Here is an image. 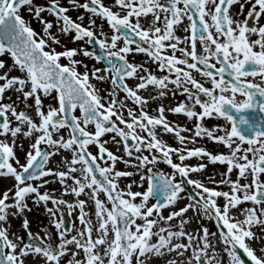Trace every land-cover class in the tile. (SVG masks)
Here are the masks:
<instances>
[{"label":"snow or ice","instance_id":"6c2138e0","mask_svg":"<svg viewBox=\"0 0 264 264\" xmlns=\"http://www.w3.org/2000/svg\"><path fill=\"white\" fill-rule=\"evenodd\" d=\"M69 3L89 14L87 26L83 14L77 20L67 15L69 8L61 6L60 0H49L46 6H37L33 0H0V56L12 58V64L0 73V177L15 181L0 196V264H29V256L38 264H61L65 254L70 255L66 264H152L153 259H161L163 264H225V255L227 264H245L240 250L252 264H264V86L246 79L259 75L264 80V25L259 24L264 0H114L112 6H105L103 0ZM236 3H240V13L233 14L230 9ZM245 4L249 5L247 18L238 19ZM22 7L41 24V32L21 15ZM44 12L53 15L55 22L45 19ZM248 18L256 23L250 24ZM97 19L102 23L97 25ZM104 22L112 30L110 36L103 30ZM181 30L184 36L177 34ZM72 32L73 42L98 44L103 55L85 47L64 46L65 50L57 51L61 36ZM253 35L257 38L252 39ZM133 53L146 54L148 62L164 74L157 76L144 63L129 61L128 55ZM77 54L98 62L106 59L107 64L89 70L87 64L75 59ZM62 57L67 64L60 62ZM79 66L85 70L80 72ZM3 68L5 62L0 60ZM13 70L22 75L9 76ZM191 70L209 79L212 87L197 80ZM127 78L138 82L130 86ZM93 79L110 82L107 97L100 95ZM6 91L15 92L16 101L5 97ZM169 92L173 98L177 92L186 95L188 102L167 109L160 104L154 109L158 114L151 115L148 103L162 100ZM237 94L245 99L238 100ZM42 98L56 104L45 106ZM5 99L10 102H3ZM29 99L34 103L29 104ZM129 101L139 110L130 107ZM17 102L25 108L18 110ZM196 106L202 111L197 112ZM29 108L34 109L35 119ZM77 109L80 116L75 115ZM166 110L186 113L189 120L215 115L229 121L231 127L207 128L198 122L194 135L186 138L181 132L191 130L169 122ZM89 125H94V132L88 130ZM62 129H67V137ZM107 133L112 134L109 139L101 140ZM173 133L181 147L161 138ZM21 136L30 141L23 164L15 152L17 146L24 149L22 141L17 145ZM201 136L229 148L228 154L209 153L211 162L227 164L226 171L206 178L217 187L190 178L191 172L206 167L204 163H184L205 153L203 147H184ZM110 142L125 155L109 150L106 144ZM245 143L247 147H243ZM93 144L98 146V154L89 150ZM57 155L60 159L54 161ZM160 161L173 171L160 170ZM118 162L135 171L117 169ZM53 163L54 167H49ZM234 168L238 169L236 180L231 179ZM135 175L139 181L129 180L120 186L122 178ZM239 178L245 182L240 183ZM145 181L144 191L132 190L133 185L144 187ZM56 182L61 185L60 196L45 187ZM188 184L196 188V194H189L188 204L165 217L162 210L184 199ZM219 185L228 190H218ZM41 188L45 190L41 192ZM64 195L76 199L66 200ZM82 195L88 199H81ZM220 197L223 204H218ZM28 199L37 208L43 205L58 243L52 242L49 225L42 226L45 237H40L31 232L25 218L27 241L3 226L10 225V216L19 218L32 210ZM150 200L155 202L149 204ZM89 201L94 211L88 207ZM243 202H251V206L239 207ZM77 209L79 226L72 221L68 227L66 215ZM189 209L194 210L192 217L185 216ZM197 217L200 227L188 229ZM138 219L142 223H137ZM173 219H178L177 224L171 223ZM203 219L214 220L217 232L210 231ZM253 229H259V234ZM166 256L170 259H164Z\"/></svg>","mask_w":264,"mask_h":264},{"label":"rangeland","instance_id":"374dc122","mask_svg":"<svg viewBox=\"0 0 264 264\" xmlns=\"http://www.w3.org/2000/svg\"><path fill=\"white\" fill-rule=\"evenodd\" d=\"M33 2L37 6H41V5L46 6L49 3V0H33ZM84 2H85V0H79V3H81V4L84 3ZM241 2H243V1L241 0ZM103 3L105 4V6H112L114 4V0H103ZM60 4L63 7H68L69 8V11L66 14L69 15L70 17H72L73 20H77V17L80 14H83L84 15L83 24H84V26L88 25L89 14L83 8H74L72 5H70L69 0H60ZM112 10L116 11L117 8L116 7H112ZM248 10H249V5L245 4L244 9H243V13L240 14L237 18L241 19L242 15ZM236 13H240V3H237V5L235 7V10L233 11V14H236ZM21 15L27 21L30 22V26L33 27V29L35 31L41 32V24L36 19L32 18V13H30L27 10L26 7H22L21 8ZM42 16H44L45 19H47V20L55 22V17L53 15L49 14L48 12L42 13ZM77 22H79V21H77ZM96 23H97V25H99V24L102 23V21L100 19H97ZM184 23L187 24L188 23L187 20H185ZM259 24L264 25V16H262L260 18ZM103 30L109 36L112 34V30L110 29L109 25L106 22L103 23ZM52 31L53 32L56 31L55 26L52 29ZM97 34H99V30L98 29H97ZM177 34L180 35V36H184L185 35L184 31H182V30L178 31ZM74 35H75V32H72L71 34H69L67 36H61V42L62 43L55 45L56 50L57 51H63V50H65L64 46H66L69 49L70 48L79 49L81 47H85V48H88L89 51L93 50L92 45L86 44V43H84V41L73 42ZM256 38L257 37L255 35L252 36V39H256ZM121 46H122V42H121ZM132 47H135V45H132ZM179 55L180 54L177 53V56H179ZM75 59L83 61L84 64H87L89 70L92 69L93 65H95L96 68H103L104 67V64L102 62H98L94 58L85 57V56H83L81 54H77L75 56ZM128 59H129V61H134L135 63H144L145 68L153 71L154 74H156L157 76H160V75L164 74V73L160 72L159 70H157V65L155 63L148 62V58H147L146 54H143V53L129 54L128 55ZM0 60H3L5 62V68L0 69V73H2V72H4L7 69L8 65L12 64V58L9 55H3V56H0ZM60 62L62 64H67L68 60L66 58L62 57ZM212 62H216V61L213 59ZM179 67L186 68V66H183V65H179ZM217 67H219L218 63H217ZM84 70L85 69H84L83 66H79V71L80 72H83ZM191 71H192L194 77L197 80L203 82L205 84V86H207V87H212V84H211L209 79L202 77L200 75V73L197 72L196 70H191ZM21 75L22 74L18 70H13V71H11L9 73V76H21ZM217 78H219V77H217ZM246 79L251 81V82H253V83H258V84H261L262 86H264V80H262L259 75L255 76V77L248 76ZM136 81L137 80L134 79V78L131 79V80H130V78H127V83L130 86L135 85ZM0 83H3V81L0 80ZM92 83L96 84L97 87H99L101 89V92H100L101 96L107 97V92L105 90L109 89L111 87L110 82L101 83V82L93 79ZM53 95H55V93H53ZM4 96L5 97L10 96L11 97V101H16L17 94L15 92H12V91H6L4 93ZM124 96H125V93L123 91H121L120 92V97L123 98ZM203 98L206 99V97H203ZM42 99H43V103H44L45 106H47L49 103L56 104V101H54V100H50L48 98H42ZM237 99L238 100H243V99H245V97H243L241 94H237ZM3 102L8 103L10 101L5 99ZM179 102H186L187 103L188 101H187L186 95H181L179 92H177L175 97L173 98L171 92H169V94L165 98H163L162 100L153 101V104L148 106L147 110L149 111V113L151 115L155 116L158 113L155 112L154 109H156L158 107V105L163 104L165 106V109H167L169 105L177 106ZM28 103L32 104V103H34V101L32 99H29ZM17 105H18V110H21V109L25 108V105L23 103L17 102ZM129 106L137 109V111L139 110V106L132 104L131 101H129ZM46 110H47V108H45V111ZM195 110L197 112L202 111V109L199 106H196ZM27 111L32 113L34 119L36 118L34 109L29 108V109H27ZM75 115H77V116L81 115V112H80L79 109L76 110ZM125 115H126V113H125ZM164 115L167 118L166 112L164 113ZM173 115L175 116L176 114H173ZM177 115L182 117V121L181 122H175V121H173L171 119H169V120L167 119V120L169 122L173 123L174 125L186 126L187 129H190L191 131H182L181 132V135L185 136L186 138H191L194 135V130H195L194 129V125L196 123H198V122L201 123L203 127H207V128H211L213 125L219 126L220 128H223V127L226 126L228 129H230V127H231V123L229 121H226L224 118L218 117V116H215V115L213 117H211V118L205 117L202 121H200L198 117H195L192 120H189L187 118V116H186V113H181V114H177ZM114 119H115V117H114ZM14 122L15 121L13 120V123ZM88 130L94 132L95 131L94 125H89L88 126ZM61 131L67 137V135H68L67 129H62ZM216 134H222V132H218ZM111 135H112L111 133H107V134H105L104 136L101 137V140H108ZM174 135H175V133L167 134V136H169L170 139H169V141H165V142H167V144L173 145L175 147H181V145H179V143L173 138ZM0 139H3V137L0 136ZM8 139L10 141L11 137L9 136ZM32 139L33 140L35 139V135L32 137ZM21 141L23 142V145H24L23 151H21L19 146H17L15 148V152L20 158V163L23 164L25 162L24 157H25L26 152L28 151L30 141L28 139H24L21 136L20 139L17 140V145H19ZM133 143H135V142L133 141ZM247 146L248 145L246 143L243 145V147H247ZM106 147L109 150H111L114 154L117 155V153L115 152L116 151L115 150V147H116L115 144L110 142V143L106 144ZM184 147L186 149H189V150L194 149V148H198V147H203L205 149V153L202 154L201 157H189L184 162L185 164H188V165H191V166H196V165H198L200 163H204L206 165V167L202 171H195V173L197 174V177L198 178L200 177V180L204 181L205 183H207V180H206L207 177L204 174V172H206L205 169H209V170L214 171V174H216L218 172L226 171V168H227V164L226 163L211 162L210 161V156H209V153L210 154H228L229 153V148L226 145H224L223 142L213 141V140H211L210 138H208L206 136H201V137H196L195 138V142H187L184 145ZM89 150L94 155L98 154V146L97 145H94V144L90 145L89 146ZM120 152H121V156L125 155L122 149L120 150ZM65 155L66 156H70L71 153L70 152H65ZM59 159H60V157L58 155L53 158L54 161L59 160ZM173 159H174V161H176V157L175 156H173ZM49 167H54V163L50 164ZM157 167L160 170L164 171L165 173H171L173 171V169L170 166H168L163 161L158 162ZM116 168L119 169V170L135 171V169H133V168H126V166H125V164L123 162H118L117 165H116ZM190 178L193 179L194 175L190 174ZM220 178L221 177L219 175H215V179L216 180H220ZM237 178H238V169L234 168L233 172L231 173V179L232 180H236ZM139 179H140L139 175H135V176H130L127 179L122 178L119 183H120V186L123 187L127 181H129V180L139 181ZM179 179H180V177L177 176V180H179ZM239 179H240V183H244L245 182V180L243 178H239ZM249 179H251V178H249ZM261 179L264 180V174H262ZM14 183H15V181L13 179L11 180L10 184H7V183L3 182L2 179H0V196L3 195V192H4L5 189L11 188ZM68 183H72V181L69 180ZM189 186L196 193V191H197L196 188L193 187L190 184H189ZM207 186L208 187H217L216 185H213L211 183H207ZM146 187H147V182L145 181L144 187H137L136 185H133L132 190L133 191H144ZM51 189H55V192L53 193V195H56V196L62 195L61 185H60L59 182L53 183V187H51ZM44 190H45V188H41V192H43ZM218 190L227 191L228 187L225 186V185H219L218 186ZM182 195L185 197L184 199H182L183 203L185 205L188 204L189 200L187 199V197H188L189 193H188L187 189H186L185 193H183ZM83 197L85 199H87L86 196H83ZM101 198H103V196H101ZM64 199L71 201V200H75L76 198L73 195H64ZM139 199L140 198H137V202H139ZM154 202L155 201L150 200L149 204L154 203ZM223 203H224L223 197L218 198V204H223ZM28 204L30 206H32V210L25 212L23 220L26 218L29 221V228H30V230H31V232L33 234H39L40 237H45V231L43 230L42 226L49 225V217L45 213L43 205H41L39 208H37V207L33 206V201L31 199H28ZM49 206H51V202H49ZM250 206H251V202H243L241 205H239V207H250ZM88 207L92 208V205L89 204ZM109 207H110V205H109ZM94 210L95 209L92 208V211H94ZM171 211L172 210L167 211L166 208H164L162 210V213L166 217V216H168L170 214ZM189 212H190L191 216H193L194 210L189 209ZM77 215H78V209L76 211H74L71 216H67L66 215V218H69L71 220V222L75 221V224L77 226H79V220L76 219ZM194 222H195V226H194V224H190L189 223L186 227L188 229H190V230L199 228L200 227V223H201L200 218L197 217L196 219H194ZM137 223H142V221H140L138 219ZM202 223L204 225H206L209 228L210 231L217 232V225H216L214 220L203 219ZM172 224H177V223H172ZM3 226L4 227H8V229H11L12 233H17L20 236L24 237L25 241L28 240L27 230L23 227V222L19 223V224H15V225H13L11 223L10 226H8V225H3ZM49 227H50V230H51V232L53 234L52 242L53 243H58V240H57V237H56V229H55V227L54 226H50V225H49ZM71 227H72V223H71ZM253 230L257 231V233L259 234V229H253ZM93 236H95V233H93ZM155 239L156 238L153 237V240H155ZM184 242L186 243L187 241L184 240ZM258 247H260V245ZM258 254H259V252H258ZM82 255L83 254L80 253L81 257H82ZM29 257L30 258H27L29 264H38V261H33L32 257L31 256H29ZM69 259H70V255L69 254H65L64 257L61 260V264H66V261H68ZM155 261H157V259H153L152 264H154Z\"/></svg>","mask_w":264,"mask_h":264},{"label":"bare ground","instance_id":"6f19581e","mask_svg":"<svg viewBox=\"0 0 264 264\" xmlns=\"http://www.w3.org/2000/svg\"><path fill=\"white\" fill-rule=\"evenodd\" d=\"M243 1V0H242ZM236 5H237V3L236 4H234L233 6H231V9H230V11L233 13V11L235 10V7H236ZM131 79H133V78H130V80ZM136 83H137V81H136ZM150 88H151V86H150ZM141 94L142 95H144V96H148L149 95V91H142L141 92ZM153 104V101H150L149 103H148V106H150V105H152ZM166 112V115H167V119L169 120V119H171V120H173V121H175V122H181L182 121V117L181 116H179V115H173L172 113H169V112H167V111H165ZM157 133L159 134L160 133V129L159 128H157ZM164 141H169V136H167V135H162V137H161ZM115 152L117 153V155L118 156H121V152L120 151H117V146L115 147ZM206 170V172H204V174L206 175V177H208L209 175H214V171H212V170H209V169H205ZM190 174H193L194 175V180H200V177L198 178L197 177V174L195 173V172H191ZM203 177V176H202ZM0 179H2V181L3 182H5V183H7V184H10L11 183V178H4V177H0ZM47 189H49V190H51V187H53V183H51V184H48V185H46L45 186ZM84 195H82L80 198L81 199H85L84 197H83ZM88 199V198H87ZM90 202V201H89ZM90 205H91V202L89 203ZM183 206H185V204L183 203V200L182 199H180L177 203H176V205L174 206V207H166V210L167 211H169V210H172V211H175V210H178L179 208H181V207H183ZM185 216L186 217H192L191 216V214H190V212L188 211L187 213H185ZM23 218H24V215L23 216H21V217H19V218H17V217H9V221H10V224L12 223L13 225H15V224H19V223H22L23 222ZM178 222V219H173V221L171 222V223H177ZM190 224H194V226H195V222H194V219L190 222ZM8 226H10V225H8ZM9 233H12V231H11V229H9ZM259 246V244L258 243H256V242H253V247L254 248H259L258 247ZM174 255V254H173ZM28 258H30V257H28ZM164 259H170V257H168V256H166V257H164ZM224 261H225V264H227V256L225 255V257H224ZM154 264H163V261L161 260V259H157V261H155V263Z\"/></svg>","mask_w":264,"mask_h":264},{"label":"water","instance_id":"95a60500","mask_svg":"<svg viewBox=\"0 0 264 264\" xmlns=\"http://www.w3.org/2000/svg\"><path fill=\"white\" fill-rule=\"evenodd\" d=\"M254 20H252L251 18H249V23L250 24H252V22H253ZM94 46V48H95V51H96V54L97 55H103V50H101L100 48H99V45L98 44H95V45H93ZM104 63H105V65L107 64V60L105 59L104 61H103ZM246 68H247V65H246ZM227 78V77H226ZM250 115H259L258 113H249ZM0 119H2V117H0ZM247 129H243V134H247ZM129 143H133V141H129ZM186 187H187V189H188V191L192 194V195H195V193L189 188V186L188 185H186ZM66 219V222H67V226L68 227H71V220L69 219V218H65ZM241 251V255H242V258H244L245 259V262L246 263H251V261L245 256V254L243 253V250H240ZM252 264V263H251Z\"/></svg>","mask_w":264,"mask_h":264},{"label":"flooded vegetation","instance_id":"af4514ba","mask_svg":"<svg viewBox=\"0 0 264 264\" xmlns=\"http://www.w3.org/2000/svg\"><path fill=\"white\" fill-rule=\"evenodd\" d=\"M247 12H248V11H246V12L242 15L241 20L247 18V17H246V16H247ZM248 19H249V18H248ZM255 23H256V21H254L253 24H255Z\"/></svg>","mask_w":264,"mask_h":264}]
</instances>
